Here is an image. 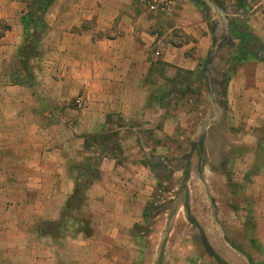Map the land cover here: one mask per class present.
I'll use <instances>...</instances> for the list:
<instances>
[{
	"label": "crops",
	"instance_id": "1",
	"mask_svg": "<svg viewBox=\"0 0 264 264\" xmlns=\"http://www.w3.org/2000/svg\"><path fill=\"white\" fill-rule=\"evenodd\" d=\"M33 2L0 0V264H164L149 201L168 143L199 122L180 72L200 74L215 18L231 20L235 50L236 33L251 34L226 95L231 126L257 147L235 156L237 174L264 177V0H175L158 13L140 0H54L23 84Z\"/></svg>",
	"mask_w": 264,
	"mask_h": 264
},
{
	"label": "rangeland",
	"instance_id": "2",
	"mask_svg": "<svg viewBox=\"0 0 264 264\" xmlns=\"http://www.w3.org/2000/svg\"><path fill=\"white\" fill-rule=\"evenodd\" d=\"M216 4L230 12L224 3ZM229 22L214 19L216 41L205 71L201 75L180 72L189 85L184 92L195 101L194 109L199 108V122L188 121L184 137L168 143L173 157L157 164L149 201L153 216L149 231L153 246L162 248L156 259L164 264L264 261V191L256 185L257 178L264 177L238 176L239 161L234 159L244 149L254 153L257 147L241 142L228 113L225 77L237 64L230 32L224 30ZM190 105L183 104L185 109ZM198 127L200 135L193 142ZM255 160L259 159L246 160V169L254 172ZM160 231L164 232L162 238Z\"/></svg>",
	"mask_w": 264,
	"mask_h": 264
},
{
	"label": "trees",
	"instance_id": "3",
	"mask_svg": "<svg viewBox=\"0 0 264 264\" xmlns=\"http://www.w3.org/2000/svg\"><path fill=\"white\" fill-rule=\"evenodd\" d=\"M53 1L54 0H34L31 11L23 18L26 37L25 46H23L19 53L17 69V82L19 83L26 84L31 80L32 75L29 71V62L30 59L37 53V44L40 40L43 29L46 26L44 15ZM236 36L240 38L241 43H243L244 45H241V47L234 51V59L237 64L230 68V73L225 77L226 88L230 76L236 71L240 62L246 59L251 52L250 49H248V45L251 42V34L249 33V31L236 33ZM211 57L212 55L209 56V58H207L201 65L200 74L205 71L206 67L204 66V64L210 62ZM259 264H264V261H261Z\"/></svg>",
	"mask_w": 264,
	"mask_h": 264
},
{
	"label": "built area",
	"instance_id": "4",
	"mask_svg": "<svg viewBox=\"0 0 264 264\" xmlns=\"http://www.w3.org/2000/svg\"><path fill=\"white\" fill-rule=\"evenodd\" d=\"M141 3L152 13L164 12L172 9L175 0H140ZM76 104L81 107L84 105V97L80 96L76 100Z\"/></svg>",
	"mask_w": 264,
	"mask_h": 264
}]
</instances>
